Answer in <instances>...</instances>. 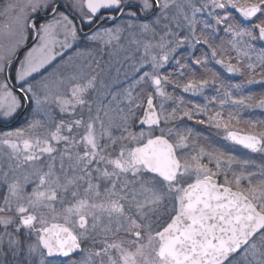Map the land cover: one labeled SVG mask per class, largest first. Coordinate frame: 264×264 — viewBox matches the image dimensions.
<instances>
[{
    "label": "snow or ice",
    "instance_id": "obj_1",
    "mask_svg": "<svg viewBox=\"0 0 264 264\" xmlns=\"http://www.w3.org/2000/svg\"><path fill=\"white\" fill-rule=\"evenodd\" d=\"M0 264H264V0H0Z\"/></svg>",
    "mask_w": 264,
    "mask_h": 264
}]
</instances>
